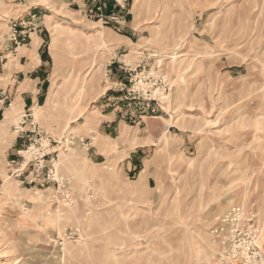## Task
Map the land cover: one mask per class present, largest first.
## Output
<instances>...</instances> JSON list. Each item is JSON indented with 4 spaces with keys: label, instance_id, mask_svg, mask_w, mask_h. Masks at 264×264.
<instances>
[{
    "label": "rangeland",
    "instance_id": "rangeland-1",
    "mask_svg": "<svg viewBox=\"0 0 264 264\" xmlns=\"http://www.w3.org/2000/svg\"><path fill=\"white\" fill-rule=\"evenodd\" d=\"M81 1L103 18V0ZM133 3L130 50L82 22L52 29L49 102L3 133L0 197L18 202L33 171L58 223L21 228L0 209V264H264V0ZM19 4L0 0V67L42 28ZM153 133L149 189L119 161Z\"/></svg>",
    "mask_w": 264,
    "mask_h": 264
},
{
    "label": "crops",
    "instance_id": "crops-1",
    "mask_svg": "<svg viewBox=\"0 0 264 264\" xmlns=\"http://www.w3.org/2000/svg\"><path fill=\"white\" fill-rule=\"evenodd\" d=\"M103 1L105 5L103 18L93 21L89 18H93V13L95 15L97 13L91 2L81 0H20V6L17 9L21 13L18 19L21 21L29 20L32 15L40 14L43 15L44 21L41 24L42 28L36 33H31L26 44L19 49L18 53L16 55L10 54L8 62L0 67V91L7 92L10 97L7 102L9 106L6 108L0 106V141L2 144L4 141L3 133L8 130L12 131L20 118L32 115V112L45 107L49 102L51 88L48 86V82L53 75L51 62L56 58L52 48V29L64 28L68 26L67 24L73 25L82 22L83 25H79L80 27L93 29L100 34H112L116 40V50H130L136 45L135 37L137 35L135 32L137 29L134 3L131 7L130 0ZM84 16L87 19L81 21L75 19ZM18 19L8 23V33L11 31L14 21ZM61 34L62 37H59L58 40L60 44L66 46L68 39L65 37L64 31ZM48 44L49 47L47 48L46 45ZM113 121L115 120L106 122L111 123ZM149 137L150 144L143 143L134 147L119 163L129 168V171L134 170L137 174V180L143 181L146 187L151 189L153 187L152 180L155 179L154 175L163 161L160 158L161 155H157V149H154L152 156L141 157L146 153V146L157 147L158 145L159 134L153 133ZM7 143L8 147H13L16 144L22 145L19 143L18 137H11V141ZM89 157L90 162L94 165H100L103 163L101 162L102 159L105 158L101 153H92ZM164 162L166 163L167 160L165 159ZM22 174H24L23 170L17 171L15 179L20 178ZM23 179L28 181V184L34 185L30 188L21 189L18 202L4 203L3 198L0 197V209L4 210L6 216L11 215V218L21 228L31 227L39 231L44 230L46 226L48 227L47 224L50 221L52 224L58 223L54 217H48V213L53 207L50 208L44 200L43 192L49 191L43 189L46 180L44 178L38 180L33 171L27 172ZM21 183L24 182L21 181Z\"/></svg>",
    "mask_w": 264,
    "mask_h": 264
},
{
    "label": "built area",
    "instance_id": "built-area-1",
    "mask_svg": "<svg viewBox=\"0 0 264 264\" xmlns=\"http://www.w3.org/2000/svg\"><path fill=\"white\" fill-rule=\"evenodd\" d=\"M95 3H100V0H92ZM101 7L98 8V10H100ZM23 36L24 34L19 33V31H17V29H14V32H12V34L9 37V42L13 43L16 47L21 46L22 41H23Z\"/></svg>",
    "mask_w": 264,
    "mask_h": 264
}]
</instances>
